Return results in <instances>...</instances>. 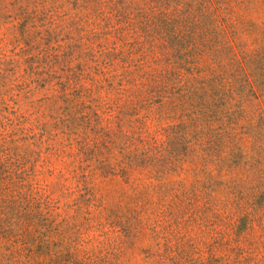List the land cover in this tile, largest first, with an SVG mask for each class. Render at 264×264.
<instances>
[{"label":"rangeland","instance_id":"1","mask_svg":"<svg viewBox=\"0 0 264 264\" xmlns=\"http://www.w3.org/2000/svg\"><path fill=\"white\" fill-rule=\"evenodd\" d=\"M0 264H264V0H0Z\"/></svg>","mask_w":264,"mask_h":264}]
</instances>
